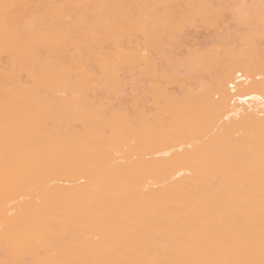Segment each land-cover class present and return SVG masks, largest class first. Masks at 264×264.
Listing matches in <instances>:
<instances>
[{"label": "bare ground", "instance_id": "6f19581e", "mask_svg": "<svg viewBox=\"0 0 264 264\" xmlns=\"http://www.w3.org/2000/svg\"><path fill=\"white\" fill-rule=\"evenodd\" d=\"M0 264H264V0H0Z\"/></svg>", "mask_w": 264, "mask_h": 264}]
</instances>
